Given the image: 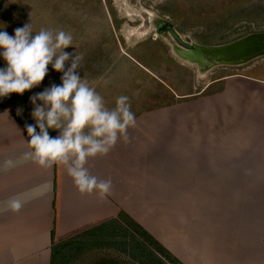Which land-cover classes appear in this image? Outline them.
Masks as SVG:
<instances>
[{"label": "crops", "instance_id": "0c3cea01", "mask_svg": "<svg viewBox=\"0 0 264 264\" xmlns=\"http://www.w3.org/2000/svg\"><path fill=\"white\" fill-rule=\"evenodd\" d=\"M101 13L98 21L110 20L106 8ZM86 34L78 31L83 66L101 68L104 44L87 46ZM112 56L104 70L112 74L92 66L82 77L110 109L128 96L136 118L130 143L118 141L86 164L112 181L104 199L79 193L63 164L23 160L25 124L35 121L16 114L17 100L0 98V264H58L53 246L78 236L75 244L128 254L131 222L177 264H264V78L217 69L201 90L176 91L158 62L118 48ZM155 87L166 102L152 106ZM6 159L15 167L5 170ZM10 198L22 201L19 212L7 208Z\"/></svg>", "mask_w": 264, "mask_h": 264}, {"label": "rangeland", "instance_id": "374dc122", "mask_svg": "<svg viewBox=\"0 0 264 264\" xmlns=\"http://www.w3.org/2000/svg\"><path fill=\"white\" fill-rule=\"evenodd\" d=\"M105 8L110 20L98 21L97 17H101V11H105ZM157 18H166L172 22L179 34L190 41L223 44L249 34L264 32V0H0V30L6 31L10 36H14L16 28L31 22L33 32L45 28L71 34L73 46L65 51H76L82 57L85 52L80 47L82 37L78 35V31L89 33L86 34L89 42L87 46H95V41L104 44L102 56L98 54V61L103 59L102 67L95 69L93 62L84 67L83 57L78 69L81 77L89 74L87 72L92 71V66L99 75L112 74L104 70L111 60L114 61L112 55L115 54V48H118L120 52L130 51L141 59L151 60L152 65L158 62L156 66L166 67L163 75L168 76L167 85L176 91L192 86L196 91L201 90L217 69H225L223 71L227 74H238L244 70L264 78V54L238 66L201 70L194 62L175 52V44L168 36H162L163 39L154 35L151 23ZM96 31L98 34L95 35ZM163 53L167 55L168 61L163 60ZM94 57L91 55L90 59L94 61ZM171 61L178 66H170ZM4 66L5 62L0 58V68ZM61 75L49 65L48 74L39 86L22 95L11 93L6 97L7 101L14 104L17 100L27 121L34 122L30 115L33 106L29 97L42 92L52 83L60 84ZM136 77L139 78L138 72ZM173 81L176 85H173ZM156 89H153L152 106L166 102ZM133 230L128 254L127 250L123 253L112 247H92L90 243L85 247L73 242L59 251L58 264H175L157 252L144 235ZM76 239L80 240V236ZM83 239L86 241V237Z\"/></svg>", "mask_w": 264, "mask_h": 264}, {"label": "clouds", "instance_id": "9594fccd", "mask_svg": "<svg viewBox=\"0 0 264 264\" xmlns=\"http://www.w3.org/2000/svg\"><path fill=\"white\" fill-rule=\"evenodd\" d=\"M72 40L71 34L63 30L41 28L33 32L31 22L16 28L14 36L0 30V58L5 62L0 68V98L11 93L22 95L39 86L49 65L61 73L60 84L52 83L29 97L35 123L25 124L30 139L26 140L29 150L22 159L41 167L63 164L79 193L95 192L104 199L111 194L112 181L91 174L86 164L89 158L107 155L118 141L130 143L128 129L135 127L136 118L128 96L116 97L115 107L110 109L81 77L78 69L82 55L65 51L73 46ZM22 112L18 107L16 114ZM50 129L58 134L50 136ZM2 167H15V161L6 159ZM6 205L19 212L23 203L10 198Z\"/></svg>", "mask_w": 264, "mask_h": 264}, {"label": "water", "instance_id": "95a60500", "mask_svg": "<svg viewBox=\"0 0 264 264\" xmlns=\"http://www.w3.org/2000/svg\"><path fill=\"white\" fill-rule=\"evenodd\" d=\"M151 27L154 35L161 38L167 35L178 48L188 51L197 63H206L211 70L219 66H238L264 54V32L249 34L223 44H199L183 38L166 18H157Z\"/></svg>", "mask_w": 264, "mask_h": 264}, {"label": "trees", "instance_id": "16d2710c", "mask_svg": "<svg viewBox=\"0 0 264 264\" xmlns=\"http://www.w3.org/2000/svg\"><path fill=\"white\" fill-rule=\"evenodd\" d=\"M131 227L132 230L133 229H136V232H139L140 234L144 235L146 238H147V241L149 242V244L153 245V247L155 246V250L157 252H159L164 258L168 259V260H172L175 262V264H177V261L175 259L174 256L171 255V253L169 251H167L162 245H160L153 237H151L144 229H142L139 225H137L136 223L134 222H131ZM134 231V230H133ZM77 239L76 238H73V239H69L61 244H58L56 246H53V256H55L61 249H63L64 247H67L69 245H72V243L74 241H76ZM79 242V240H78ZM77 242V243H78ZM151 242V243H150ZM60 249V250H59ZM54 258V257H53ZM145 264V263H144Z\"/></svg>", "mask_w": 264, "mask_h": 264}, {"label": "bare ground", "instance_id": "6f19581e", "mask_svg": "<svg viewBox=\"0 0 264 264\" xmlns=\"http://www.w3.org/2000/svg\"><path fill=\"white\" fill-rule=\"evenodd\" d=\"M163 36H167V35H163ZM173 46L175 48V52L178 53L180 55V57H183L184 59H187L188 61L194 62L196 65L199 66V68L201 67L200 68L201 70H208L210 68V67H208V65L206 63H204V64H202V63L200 64V62L197 63L196 59L188 51H185L181 48H178L176 45H173Z\"/></svg>", "mask_w": 264, "mask_h": 264}]
</instances>
